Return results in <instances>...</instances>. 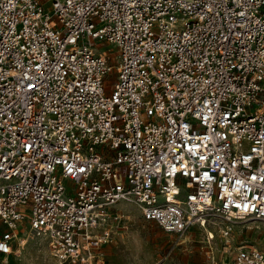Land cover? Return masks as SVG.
I'll return each instance as SVG.
<instances>
[{
	"label": "built area",
	"instance_id": "1",
	"mask_svg": "<svg viewBox=\"0 0 264 264\" xmlns=\"http://www.w3.org/2000/svg\"><path fill=\"white\" fill-rule=\"evenodd\" d=\"M129 203L264 264L229 246L264 231V0H0V255L107 264Z\"/></svg>",
	"mask_w": 264,
	"mask_h": 264
},
{
	"label": "rangeland",
	"instance_id": "2",
	"mask_svg": "<svg viewBox=\"0 0 264 264\" xmlns=\"http://www.w3.org/2000/svg\"><path fill=\"white\" fill-rule=\"evenodd\" d=\"M105 49H114L107 45ZM108 81L113 76L107 77ZM131 217L129 228L109 245L107 264H203L207 259L205 232L199 227L189 229L184 237L166 233L157 223L145 221L133 204L120 206ZM213 230V229H212ZM213 246L222 248L221 237L214 229ZM188 237L189 241H183ZM241 243L264 246V231L260 221L246 219L234 227L230 249ZM228 250V249H227ZM0 264H58L49 254L47 243L30 238L16 257L0 255Z\"/></svg>",
	"mask_w": 264,
	"mask_h": 264
},
{
	"label": "crops",
	"instance_id": "3",
	"mask_svg": "<svg viewBox=\"0 0 264 264\" xmlns=\"http://www.w3.org/2000/svg\"><path fill=\"white\" fill-rule=\"evenodd\" d=\"M130 221H131V217H130ZM108 248H109V245H107L106 248H105V250H106V262H107V258H108V254H109Z\"/></svg>",
	"mask_w": 264,
	"mask_h": 264
},
{
	"label": "bare ground",
	"instance_id": "4",
	"mask_svg": "<svg viewBox=\"0 0 264 264\" xmlns=\"http://www.w3.org/2000/svg\"><path fill=\"white\" fill-rule=\"evenodd\" d=\"M184 236H185V235H183L182 237H184ZM183 241H189V240H188V237H185V238L183 239ZM26 245H27V243H25L24 247H25ZM24 247H23V248H24Z\"/></svg>",
	"mask_w": 264,
	"mask_h": 264
}]
</instances>
